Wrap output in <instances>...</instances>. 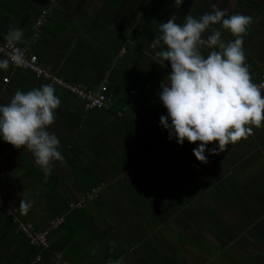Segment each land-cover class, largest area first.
<instances>
[{
  "label": "crops",
  "instance_id": "0c3cea01",
  "mask_svg": "<svg viewBox=\"0 0 264 264\" xmlns=\"http://www.w3.org/2000/svg\"><path fill=\"white\" fill-rule=\"evenodd\" d=\"M214 3L229 15L242 13L252 18L243 38V49L254 82L264 73V0H183L179 8L174 6V0H0V39L7 37L11 27L23 30V38L17 43H26L36 13L48 9L47 21L31 48L39 63L71 82L93 87L104 82L111 97L106 109H85L74 95L53 86L61 104L50 131L59 138L58 150L64 162L54 161L45 181H50L70 202L81 197L73 175V167H77L82 175H90L99 184L94 188L95 195L98 193L105 203L103 212L109 220H102L98 212L90 210L95 218L86 221L83 232L73 233L67 226L73 233L67 255L73 254L79 245L80 248L69 261L58 254L59 262L132 264L137 259L138 264H144V258H134L133 253L142 231L147 230L140 224L141 217L157 212L155 199L159 193H166L160 183L176 186L177 179L172 174L178 172L175 169L182 159V145L178 146L175 138L168 139L167 130L159 123V109L157 115L146 111L152 102L163 105L159 100L160 83L166 82L171 70L168 62L163 67L158 64L160 58L155 55L164 50L163 42L156 48L151 42L161 35L159 23L167 22L173 14L177 16L175 22L182 25L185 16L198 18L212 11ZM213 27L221 31L225 43L234 39L221 25ZM210 34V30L206 31L205 38ZM212 50L201 48L205 57ZM0 59L6 57L0 55ZM44 84L45 79L35 78L27 69L9 62L6 71L0 69V104H7L16 90L26 92ZM260 132L264 135V126H252V134ZM231 146L227 145L225 150ZM187 151L188 148L186 154ZM189 159V170L195 171L191 168L198 167L197 160ZM235 165L239 166L238 162L234 164L238 169ZM168 166L173 168L170 177ZM29 167L41 170L23 147L16 149L0 140V186L3 193L9 194L2 204L13 215L15 208L20 209V199L26 196L32 204L26 215L42 228L49 219V208L40 181H28ZM178 174L179 177L181 172ZM64 182L73 183L77 195L60 186ZM149 184L154 188L155 184L160 186L153 190ZM106 210L113 215L116 212L123 221L113 222ZM3 256L1 249L0 261ZM159 259L157 264H164L165 260ZM177 260L174 258L180 264Z\"/></svg>",
  "mask_w": 264,
  "mask_h": 264
},
{
  "label": "clouds",
  "instance_id": "9594fccd",
  "mask_svg": "<svg viewBox=\"0 0 264 264\" xmlns=\"http://www.w3.org/2000/svg\"><path fill=\"white\" fill-rule=\"evenodd\" d=\"M182 2L174 0V6L179 8ZM211 8L198 18L185 16L182 25L173 14L159 23L161 35L151 42L153 48L163 42L164 50L155 55L160 58L158 64L163 67L168 62L171 69L166 82L160 83L159 100L167 115H161L159 123L168 139L175 138L178 145L185 140L199 142L192 153L202 164L208 162L206 151L209 155L223 152L230 143L247 139L252 126H264V94L252 82L243 49L252 18L242 13L229 15L215 3ZM217 24L234 39L225 43L221 31L213 27ZM23 35L22 29L10 27L7 38L20 42ZM202 47L213 50L205 57ZM11 59L17 66L24 62L19 51ZM8 66V59H0V69L6 71ZM60 104L51 84L26 92L16 90L7 104H0V138L31 153L45 175L51 173L54 161L64 162L59 138L50 131ZM210 143L217 147L207 148ZM31 206L26 196L20 199L22 213L27 214Z\"/></svg>",
  "mask_w": 264,
  "mask_h": 264
},
{
  "label": "rangeland",
  "instance_id": "374dc122",
  "mask_svg": "<svg viewBox=\"0 0 264 264\" xmlns=\"http://www.w3.org/2000/svg\"><path fill=\"white\" fill-rule=\"evenodd\" d=\"M194 144L185 140L182 145V159L175 169L178 172L172 174V178L177 179L176 186L160 183L166 193H159V198L155 199L157 212L141 217L140 224L147 230L142 231L143 237L133 246V253L134 258L141 255L144 264H157L159 258L165 260L164 264H177L174 261L177 248L170 238L178 229L190 234L202 233L217 246H227L235 253H264V135L251 134L247 139L230 143V150L219 152L214 158L205 153L208 162L202 165L197 161L198 167L190 171L188 158L195 157L192 149L197 145ZM214 147L215 143L207 145V148ZM237 162L238 169L234 167ZM172 171L168 166L169 177ZM64 183L60 186L77 195L73 183ZM149 186L153 190L159 187L157 184L155 188ZM171 190L177 195L170 193ZM106 214L113 222L123 221L116 212L113 215L106 210ZM191 254L195 257L198 253L191 250ZM135 260L132 264H138ZM196 260L201 264H216L203 253Z\"/></svg>",
  "mask_w": 264,
  "mask_h": 264
},
{
  "label": "trees",
  "instance_id": "16d2710c",
  "mask_svg": "<svg viewBox=\"0 0 264 264\" xmlns=\"http://www.w3.org/2000/svg\"><path fill=\"white\" fill-rule=\"evenodd\" d=\"M158 109L160 115H167V110L164 106L157 102H152L146 111L157 115L156 111ZM73 168L75 170L73 173L74 178L80 186V198H83V204L80 207L72 208H70L71 203L69 199L64 197L59 192V189L53 188L50 181H45V174H43L44 172L42 170L31 168L30 175L26 172L29 175V182L35 179L40 181L38 182L41 188H43V199L49 208V219L59 213H64V222L49 232L47 248L36 247L29 243L26 234L19 228L20 223H29L33 230L40 229L39 225L32 223L30 218L22 213L19 208H15L13 215L5 212L2 201L9 194L3 193V187L0 186V250L2 249L4 251V256L0 264H21L30 260L35 254H39V260L35 264H56L54 263V254H61L63 258L69 261L80 248V245L75 249L73 246V254L70 256L67 255V247L72 240L73 233L83 232L86 221L95 218L90 210L98 212L102 220L105 219L109 222L103 212L105 203L100 198V195L96 193L92 198L87 197V194L99 184L90 175L84 176L78 171L77 167ZM26 183L23 185H26ZM77 201L78 198H74L71 202L73 204ZM67 226L73 230L72 234L68 231ZM171 240L178 249L176 256L182 264H201L196 260V257L200 253H203L207 259L214 260L216 264H264L263 252H247V255L239 252L235 253L227 246H217L202 233L190 234L187 230L180 231L178 229L174 231ZM190 249L195 250L198 254H195L196 256L194 257ZM57 264L63 263L58 261Z\"/></svg>",
  "mask_w": 264,
  "mask_h": 264
},
{
  "label": "built area",
  "instance_id": "2783aa9c",
  "mask_svg": "<svg viewBox=\"0 0 264 264\" xmlns=\"http://www.w3.org/2000/svg\"><path fill=\"white\" fill-rule=\"evenodd\" d=\"M48 9H40L31 24V34L27 37L26 43H17L9 41L7 37L0 39V55L6 57L14 66L12 56L19 51L22 54L23 64L17 67L27 69L35 78H43L47 84L62 88L82 102L85 109H106L111 104V97L107 93L106 85L101 82L97 86H89L83 82H71L58 76L48 67L39 63L37 55L31 50L36 40L39 38L42 28L47 21ZM253 83L264 90V73L261 74ZM96 189H93L87 194V197L92 198L95 195ZM83 204V198H79L77 202L70 204L72 207H80ZM5 212L11 215V212L5 208ZM64 222V213H59L53 218H50L46 225L40 229L33 230L29 223H20L19 228L24 232L29 239V243L36 247L47 248V240L49 232ZM39 260V254H35L30 260L21 264H35ZM54 261H60L59 255L54 254Z\"/></svg>",
  "mask_w": 264,
  "mask_h": 264
}]
</instances>
